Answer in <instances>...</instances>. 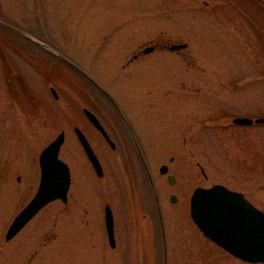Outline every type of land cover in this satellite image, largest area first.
<instances>
[{
	"label": "rangeland",
	"instance_id": "obj_1",
	"mask_svg": "<svg viewBox=\"0 0 264 264\" xmlns=\"http://www.w3.org/2000/svg\"><path fill=\"white\" fill-rule=\"evenodd\" d=\"M0 19L76 61L126 113L161 191L167 264H264L241 261L209 241L187 208L196 186L221 183L244 191L264 210V123H231L237 115H264L263 5L254 0H0ZM180 42L187 47L164 48ZM151 46L154 51L141 52ZM43 49L0 26V264H162L140 165L127 164L131 177L123 171L126 139L113 109ZM85 106L107 124L115 150L84 118ZM75 125L91 139L103 176L90 165ZM60 131L65 140L59 156L72 178L68 201L48 203L6 241L8 226L38 186L39 153ZM173 153L178 163L169 162ZM162 162L178 175L174 186L160 176ZM172 190L179 191L175 203L168 198ZM134 193L142 200L137 214L124 210L125 195ZM106 204L114 214L115 247L107 240Z\"/></svg>",
	"mask_w": 264,
	"mask_h": 264
},
{
	"label": "water",
	"instance_id": "obj_2",
	"mask_svg": "<svg viewBox=\"0 0 264 264\" xmlns=\"http://www.w3.org/2000/svg\"><path fill=\"white\" fill-rule=\"evenodd\" d=\"M264 6V0H255ZM0 25L8 28L18 34H21L31 41L39 44L48 51L54 53L70 67L96 85L109 98L120 119L122 120L140 161L148 174V178L152 184L153 195L158 213L159 228L162 239V264H167L166 258V238L164 232V223L160 210V204L157 196V191L152 183L149 171L144 160V157L137 145L135 137L132 133L129 123L123 116L118 104L113 97L100 87L83 69L74 62L62 55L47 43L39 40L35 36L26 31L12 26L0 20ZM187 43H172L167 45L169 50H178L185 48ZM154 49L152 46L142 50L147 53ZM52 93L57 97L56 92L51 88ZM84 113L87 115L91 123L102 133L108 140L111 147L115 145L108 137L105 129L101 125L98 118L87 108H84ZM234 124L250 125L252 123H264V117L255 119L250 117H234ZM78 139L93 165L96 173L102 175V167L94 153L90 143L79 128H74ZM65 139L64 132L61 131L57 136L42 149L39 154L40 177L39 184L34 196L29 202L18 212L9 225L5 240L8 241L14 237L22 227L46 204L55 200H67V192L70 185V169L66 162L59 157L60 147ZM162 173L166 172V167H162ZM170 183L174 182L172 175L168 176ZM170 200L174 201V195L170 196ZM190 216L199 230L217 244L219 247L233 255L234 257L248 263H264V211L255 207L243 195V193L231 190L223 184H213L209 187H196L190 198ZM105 226L107 236L111 247L115 246L113 214L110 206H105Z\"/></svg>",
	"mask_w": 264,
	"mask_h": 264
},
{
	"label": "flooded vegetation",
	"instance_id": "obj_3",
	"mask_svg": "<svg viewBox=\"0 0 264 264\" xmlns=\"http://www.w3.org/2000/svg\"><path fill=\"white\" fill-rule=\"evenodd\" d=\"M154 50V49H153ZM50 55H51V57H53L56 61H60V62H62V63H64L65 64V62H63L61 59H59L58 57H56L54 54H51V53H49ZM137 57H139V54H133V59H135V58H137ZM60 64V63H59ZM65 65H67V64H65ZM68 66V65H67ZM69 67V66H68ZM71 70V72H73L76 76H78L79 78H80V80H81V82H83L84 83V85H85V89H88V87H91V88H93V90L94 91H97L101 96H103V99L106 101V105L107 106H109V107H111V110L113 109V111H114V113H115V118L117 119V122H118V126L120 127V130H121V132H122V135H123V137H125V139H126V142H122L121 143V146H122V154H123V163H124V168H123V171L124 172H126V173H128V176L129 177H131L130 176V173H131V171H130V169H128L127 168V164H129V163H131V162H133L134 163V165L136 166L137 164H139L140 165V168H141V173L143 174V180H142V182H144V185H145V187H146V189H147V193L149 194V199L151 200V203H152V207H151V209H152V212L151 213H153L154 215H155V217H156V220H157V226H158V214H157V209H156V204H155V200H154V195H153V189H152V184H151V182H150V180H149V178H148V174L146 173V171H145V169H144V167H143V165H142V163H141V161H140V158H139V156H138V154H137V152H136V149H135V147H134V144L132 143V141H131V139H130V136H129V134H128V132L126 131V128H125V126H124V124H123V122H122V120L120 119V117L118 116V114L116 113V111H115V109L113 108V106H112V104H111V102H110V100L103 94V92L102 91H100L98 88H96L91 82H89L85 77H83L82 75H80L77 71H75L74 69H72L71 67H69ZM87 87V88H86ZM51 88H53L54 89V91L56 92V94H57V98H54V99H58V97H59V94H58V92H57V89H56V87L54 86V85H51L50 86V91H51V93H52V90H51ZM86 92H87V90H86ZM84 108H87L88 110H90L97 118H98V120L100 121V123L102 124V126H103V128L106 130V132H107V134H108V136H109V138L114 142V144H115V148H114V150L116 149V142H115V140L111 137V135H110V130H109V127H107L106 125L107 124H105V122L103 121V120H101V116H100V114L97 112V111H95V110H92L91 108H89V107H87V106H85V107H83L82 108V112L84 113V111H83V109ZM104 111V110H103ZM105 113V116H106V114L109 116V114L107 113V112H104ZM122 113H123V115L125 116V118L128 120V122H129V124H130V127H131V129H132V131H133V133H134V136H135V139H136V142H137V145H138V147H139V149H140V151H141V153H142V155H143V157H144V160H145V162H146V165H147V168H148V171H149V175H150V178H151V180H152V183H153V185H154V187H155V189H156V191H157V196H158V198L160 197V194H161V191H160V189H159V187H158V184H157V179H156V175L154 174V171H153V169L151 168V166L149 165V163L147 162L148 160V158H147V153H146V151H145V147H144V144H143V142H142V140H141V137H140V135H139V133H138V131L134 128V126L132 125V123H131V121L129 120V118H128V116L126 115V113L124 112V111H122ZM84 116H85V114H84ZM110 117V116H109ZM88 122H89V120L87 119V117L85 116L84 117ZM90 123V122H89ZM93 126V125H92ZM75 127H77V128H79L80 129V131L85 135V137L87 138V140H88V142L90 143V145H91V147L93 148V150H94V152H95V154H96V156H97V158H98V160H99V162H100V164H101V167H102V171H103V174H102V176L104 175V169H103V165H102V163H101V160H100V158H99V156L97 155V153H96V151H95V149H94V147H93V144H92V142H91V139L89 138V136L85 133V131L83 130V129H81L78 125H75L74 127H73V130H74V128ZM94 127V126H93ZM76 134V133H75ZM101 134V133H100ZM102 135V134H101ZM76 137H77V135H76ZM102 137L104 138V136L102 135ZM78 139V138H77ZM104 140L106 141V139L104 138ZM107 142V141H106ZM108 143V142H107ZM109 145V144H108ZM127 147H128V149H127ZM129 151V152H128ZM84 152V151H83ZM131 152V153H130ZM129 153V154H128ZM169 159V162H176L177 161V163L179 162V158H178V156H177V154L176 153H173V154H171L169 157H168ZM88 159V158H87ZM133 159V160H132ZM89 161V160H88ZM90 165H91V163H90ZM92 166V165H91ZM162 167H166V173H162L161 172V169H162ZM93 168V167H92ZM173 168V167H172ZM94 170V169H93ZM158 171H159V174H160V176H164L165 177V179H167V181H168V176L169 175H172L173 176V178H174V182L173 183H170L169 181V183L172 185V186H174L175 185V183H177L178 182V175L176 174V172H174V170L172 171L171 170V166L169 165V164H167V163H164V162H162L160 165H159V167H158ZM101 177V176H100ZM18 181H19V178H18ZM71 182H72V178H71V181H70V186H71ZM135 183V182H134ZM70 186H69V190H70ZM69 190H68V192H67V200L65 201V202H63V201H61L63 204H66L67 203V201H68V195H69ZM240 191V190H239ZM242 192V191H241ZM243 194H244V196L250 201V199H249V196L248 195H246V193L243 191L242 192ZM171 195H174V201H172V203L174 202H177L180 198V196H179V191L178 190H172V192H170L169 194H168V198H169V201H171L170 200V196ZM140 195L138 194V193H134V196L132 197V196H127V195H125V199H124V210H126V212L128 211L129 213L131 212V210L133 209V212L135 213V214H137L138 212L140 213V211L142 210V200L140 199V197H139ZM251 202V201H250ZM160 208H161V213H162V217H163V220H164V213H163V210H162V207H161V201H160ZM187 208H188V212H189V210H190V195H189V198H188V206H187ZM112 212H113V210H112ZM147 213H148V211H147ZM113 216H114V214H113ZM164 227H165V235H166V242H167V244H168V237H167V232H166V226H165V221H164ZM158 228H159V226H158ZM159 242H160V239H159ZM167 256H168V254H167Z\"/></svg>",
	"mask_w": 264,
	"mask_h": 264
}]
</instances>
